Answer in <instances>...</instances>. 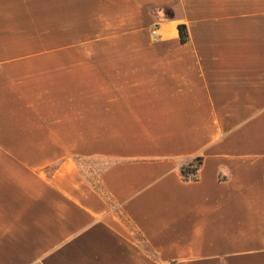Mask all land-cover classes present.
Listing matches in <instances>:
<instances>
[{
	"label": "crops",
	"instance_id": "crops-1",
	"mask_svg": "<svg viewBox=\"0 0 264 264\" xmlns=\"http://www.w3.org/2000/svg\"><path fill=\"white\" fill-rule=\"evenodd\" d=\"M0 264H264V0H0Z\"/></svg>",
	"mask_w": 264,
	"mask_h": 264
},
{
	"label": "trees",
	"instance_id": "trees-1",
	"mask_svg": "<svg viewBox=\"0 0 264 264\" xmlns=\"http://www.w3.org/2000/svg\"><path fill=\"white\" fill-rule=\"evenodd\" d=\"M179 31H180L182 41H186L187 33H186L185 25H183V24L179 25ZM196 170H197V165L194 166V165L190 164L187 168H183L182 172L186 176L187 174L195 173Z\"/></svg>",
	"mask_w": 264,
	"mask_h": 264
},
{
	"label": "built area",
	"instance_id": "built-area-1",
	"mask_svg": "<svg viewBox=\"0 0 264 264\" xmlns=\"http://www.w3.org/2000/svg\"><path fill=\"white\" fill-rule=\"evenodd\" d=\"M151 33L154 37L160 36L159 34V25L156 24L152 27Z\"/></svg>",
	"mask_w": 264,
	"mask_h": 264
}]
</instances>
